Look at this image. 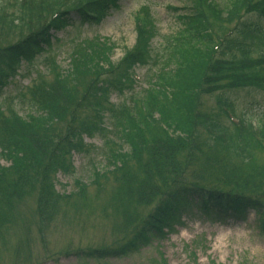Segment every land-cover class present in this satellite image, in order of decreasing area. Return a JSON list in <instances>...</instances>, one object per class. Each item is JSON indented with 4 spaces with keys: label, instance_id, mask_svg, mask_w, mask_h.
I'll return each instance as SVG.
<instances>
[{
    "label": "trees",
    "instance_id": "16d2710c",
    "mask_svg": "<svg viewBox=\"0 0 264 264\" xmlns=\"http://www.w3.org/2000/svg\"><path fill=\"white\" fill-rule=\"evenodd\" d=\"M119 2L19 0L11 12L1 5L0 24L7 32L23 35L0 46V89L21 62L50 46L54 34L73 25L74 18L79 24L99 21L118 9ZM175 12L179 31L164 39L161 63L152 53L153 24L141 11L135 17V44L118 63L110 60L113 45L88 42L94 46H82L78 52L85 62L73 51L70 69L57 71V62L50 63L53 78L41 79L28 90L30 111L25 116L12 109L0 113V157L7 161L0 163V193L7 190L6 196L12 197L19 187L28 192L40 220L46 219L42 207L48 204L52 212L58 198L54 174L72 173L67 155L82 146L83 134L103 138L105 158L117 170L128 153L136 160L143 157V171L153 169V160H162L159 173L170 180L154 175L158 184L165 183V191L129 239L100 251V258L120 257L163 239L180 223L190 199L204 217L215 221L243 219L255 212L264 232V166L254 164L255 155H264V117L254 119L244 109L237 119L230 116L234 121L221 119V113L235 114L237 92L264 94V0H227L222 7L211 0H185ZM148 63L156 68L147 75L144 89L135 92L131 74ZM127 89L128 101H110V92L121 95ZM205 96L214 99L212 111L202 108ZM179 101L182 121L167 120L165 112ZM136 102H141L139 108ZM153 127L160 136H148ZM194 157L214 165L229 189L205 187L192 179L198 174L192 170ZM93 174L97 181L103 173Z\"/></svg>",
    "mask_w": 264,
    "mask_h": 264
},
{
    "label": "rangeland",
    "instance_id": "374dc122",
    "mask_svg": "<svg viewBox=\"0 0 264 264\" xmlns=\"http://www.w3.org/2000/svg\"><path fill=\"white\" fill-rule=\"evenodd\" d=\"M18 1L0 0V6H7L11 12L17 9ZM211 1L222 7L227 0ZM184 5L185 0H120L119 8L109 11L99 21L79 24L74 18L73 25L54 34L55 40L50 46L17 66L8 83L0 89V113L7 114L12 109L25 116L30 111L28 90L41 79L51 81L53 78L48 69L50 63L57 62V71L70 69L69 58H74L73 51L77 59L85 62L86 57L78 52H83L82 46L87 49L92 45L88 42L113 45L110 60L118 63L135 44V17L141 11L147 13L146 17L153 24L152 53L161 63L164 39L179 31V14L175 11ZM218 27L214 25L212 30L218 33ZM6 30L7 27L0 24V46L16 42L23 35ZM155 68L149 63L135 67L136 79L131 74L135 92L144 89L147 75ZM128 93V89L121 95L110 92L109 99L115 103L125 102L130 98ZM236 96L233 102L235 114L229 111L225 116L221 113L225 123L226 120L231 122L228 115L237 118L244 109L254 119L264 117V94L252 92L246 95L245 91H239ZM136 103L139 108L141 102ZM180 105V101L175 103L164 117L181 122ZM202 108L212 111L215 108L213 97H203ZM141 130L143 135L144 130ZM158 133L153 127L148 136H160ZM57 136H62L59 131ZM104 149L99 134L82 135V146L67 155L72 161V173L59 171L54 174L58 198L52 212L48 210V204L42 207L46 211L44 220L38 218L37 205L28 192H21L19 187L15 194L12 193L14 196L9 197L7 190L1 191L0 264H264V232L260 228V216L250 212L243 219L215 221L203 216L195 199H190V206L180 223L163 240H153L120 257H98L100 251L128 240L131 231L140 225L166 189L165 183L158 184L159 179L154 175L157 172L164 181L165 175L160 174L161 168H158L162 160H153L152 168L157 171L151 168L143 171V157L136 160L128 153L127 159L120 160L124 163L121 170H117L115 164H108ZM259 154L255 155L254 164L262 167L264 155ZM202 161L203 158L197 161L194 157L192 170L198 174L192 179L200 180L205 187L229 189L216 167ZM0 163L6 165L7 161L0 157ZM242 164L245 167L243 161H237L236 165ZM95 171L103 173L97 181L93 177ZM134 182L145 186L138 189Z\"/></svg>",
    "mask_w": 264,
    "mask_h": 264
}]
</instances>
